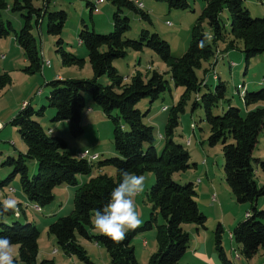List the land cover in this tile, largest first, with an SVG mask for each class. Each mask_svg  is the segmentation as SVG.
Wrapping results in <instances>:
<instances>
[{
  "label": "trees",
  "instance_id": "trees-1",
  "mask_svg": "<svg viewBox=\"0 0 264 264\" xmlns=\"http://www.w3.org/2000/svg\"><path fill=\"white\" fill-rule=\"evenodd\" d=\"M50 1L12 0L9 4L7 0H0V38L13 33L14 40L28 63L22 71L28 75L40 73L43 59L32 29L33 25L38 26L43 17L47 16V32L57 38L56 52L61 58V64L64 67L83 68L87 61L92 73L90 79H55L48 84L51 90L46 98L47 105L55 110L52 120L67 122L71 136H81V121L86 110L85 93H89L93 102L112 123L115 155L95 166L87 159L72 156L63 138L52 135L50 131L47 133L34 119L35 116H42L46 107L35 112L30 104H24L10 124L18 129L26 150L16 158L8 156L4 161L3 165L12 167L13 171L0 183V187L6 186L18 175L24 197L29 204L40 209L53 201L56 188L63 185L73 187L71 212L50 223L47 233L54 237L56 246L64 254L76 257L82 264L95 263L88 257L81 240L103 247L110 264H139L131 242L138 233L153 228L156 231L157 249L149 257L148 264H184L182 258L189 246V235L182 226L193 224L197 230H204L207 218L199 209L193 183L181 185L173 180L175 174L195 167V164L189 163L188 150L173 140L179 117L184 112L190 95L208 88L206 77L211 70L209 62L215 60L217 44L224 42L227 35L220 18L222 11L226 9L230 16L228 34L231 40L225 51L235 48L237 42H241L246 64L264 53V17L252 18L243 6V0H206L205 7L192 28L186 52L175 59L171 56L169 44L156 33L141 30L138 39L124 38L130 29L129 18L123 14L125 9L138 15L141 20L150 22L148 13L135 3L138 0H109L114 8L113 31L103 35L83 26L78 34V43L86 49L85 60L63 49L61 34L67 16L64 11L49 12ZM155 1H163L174 10L189 9L187 0ZM35 2H40L41 6L36 7ZM89 6L90 10H97L96 5ZM7 9L23 12V26L18 32L9 21L5 22L1 17L2 12ZM204 21L211 29L210 36L203 32ZM143 49L154 52L168 66L167 73L172 83L184 89L178 103L170 109L166 108L168 116L160 153L156 149L154 128L143 123L147 112L141 113L136 105L144 98L153 103L167 91L169 82L164 74L152 71L150 74L137 72L127 83L113 66V62L125 58L128 51ZM204 63H207L205 68ZM200 69H203L202 78L197 75ZM214 74L217 75L213 72ZM103 77L107 78L106 85L99 83ZM212 79L219 81L216 76H212ZM10 83L9 75L0 72V91ZM225 92V84L219 82L214 92L197 95L193 106H202L204 110V120L209 128L206 140L208 146L219 145L221 148L225 182L232 196L238 204L251 205L246 219L231 232V238L240 245L242 255L251 259L259 249L264 250V210L257 208L258 199L264 195V181L261 186L256 182L257 169L264 177V157H254L259 136L264 131V88L248 92L245 87V92L241 94L244 109L228 104L224 112L213 114V109L224 100ZM113 112L117 114L114 116ZM262 153L264 154V150ZM27 161H33L36 166V172L32 176L28 173ZM106 166L115 169V177L99 174L79 184V176H91L94 167L101 169ZM120 169L137 175L152 173L155 175V182L147 194L152 205L148 220L138 229L128 231L126 239L116 244L104 235L91 234L90 228L94 210L107 204L110 193L121 182L118 172ZM12 215L14 213L0 217ZM158 218L162 223L158 224ZM222 231L219 224L214 233L215 249L221 264H234L226 257L221 246ZM0 236L8 237L13 244L19 245L18 261L15 260V264H55L50 259L37 263L40 231L33 223L16 220L10 224L0 223Z\"/></svg>",
  "mask_w": 264,
  "mask_h": 264
},
{
  "label": "rangeland",
  "instance_id": "rangeland-1",
  "mask_svg": "<svg viewBox=\"0 0 264 264\" xmlns=\"http://www.w3.org/2000/svg\"><path fill=\"white\" fill-rule=\"evenodd\" d=\"M7 1L9 4L12 3V0ZM104 1V4L97 6L96 11L94 9L90 10L91 7L89 6V4L95 5L96 0L50 1L49 12L64 11L67 16L61 34L63 49L66 52L78 57H81V54L86 55V49L78 43V34L83 26H87L89 30H93L97 34L104 35L113 31L112 14L114 8L109 0ZM138 1L143 4V11L148 13L150 22L141 20L138 15L125 9L123 14L129 18L130 29L124 38L135 40L139 38L141 30H148L151 33L158 34L161 39L169 44L173 58H180L187 50L191 40L192 28L200 17L206 0H187L189 9L185 10L170 9L168 4L163 1ZM34 5L36 7L41 6L40 2H35ZM243 6L249 11L252 18L264 17V0H243ZM22 14L23 12H12L7 9L2 12L1 17L3 21H9L12 28L18 32L23 26ZM220 18L227 35L224 42H218L217 44L215 60L209 62L211 70L206 77L208 88H202L197 94L192 93L186 100L184 112L179 117V125L173 136V140L176 143L181 144L188 150L190 155L189 163L197 165L196 169L191 167L185 172L175 174L173 180L176 183L181 185L189 182L194 183L195 180H202L200 176L202 170L207 168L210 171L209 188L206 187L205 183L194 184L198 194L196 201L199 209L207 218L205 229L197 230V227L193 224L182 226L189 235V246L182 258V263L221 264L214 243V233L220 224L223 230L221 246L229 260L234 262V264H263V249H259L251 260L246 259L242 255L240 245L231 238L232 230L246 219V212H250L251 205L249 203L238 204L232 196L225 182L221 148L219 145L215 147L208 146L206 140L209 135V128L204 120V110L202 106L196 108L193 106L197 95L201 96L204 93L214 92L219 82H223L226 86L225 98L213 109V114H221L227 109L228 104L244 109L241 94L243 91L245 92V87L248 92H257L264 88V53L252 58L246 64L241 42H237L235 48L228 49L226 52L227 43L231 40V36L228 34L230 16L226 9L222 11ZM202 28L205 35H211V29L206 21L202 23ZM32 34L42 56L44 68L40 73L34 75H28L22 71L28 63L24 60L23 51L15 42L13 33L5 38H0V72L9 75L11 79L10 85L0 91V125L2 127L0 131V183L13 171L12 167L3 165L7 157L16 158L19 153L24 152L26 149L18 129L10 124L14 116L23 107V102L30 104L35 112L39 111L41 107H46L43 110V115L35 116L34 119L41 124L46 132L49 129L53 130L52 135L63 138L72 156L77 157L78 154L85 153L84 159H87L95 166L98 162L115 155L112 143V123L93 102L89 93H85L86 110L92 107L95 112L93 115L87 116L85 121L83 120L84 122L81 121L83 128L81 136H71L67 122H54L52 120L55 110L48 108L47 105L46 98L51 90L48 84L55 80L57 75H61L65 79H90L92 78V73L87 61L83 68L64 67L61 64V58L56 52L57 38L47 32V16L43 17L38 26L33 25ZM46 62L49 65L44 66ZM113 66L125 78L127 83L137 72L150 74L152 71L164 74L165 79L169 82L167 91L161 94L153 103H150L149 99L144 98L136 105V108L141 113L147 112L143 118V123L154 128L156 149L160 153L164 143L162 137L168 116V111L161 112V109L163 107L170 109L176 105L184 89L172 83L170 75L167 73L168 66L160 61L157 55L149 49L137 52L128 51L127 56L114 61ZM205 67H207V63L203 64V68ZM148 68L151 70H148ZM213 72L217 75H213ZM197 75L202 78L203 69L198 70ZM212 76H216L219 81H213ZM99 83L106 85L107 78H101ZM243 85L244 89L236 90V87H243ZM86 110L83 117L86 115ZM112 114L115 116L117 113L113 112ZM192 125L194 127L193 131L191 129ZM187 143L189 144L187 145ZM263 150L264 131L259 136V143L254 151V157L263 158ZM27 167L30 176L35 174L36 166L33 161H27ZM99 174L115 177V169L111 166L101 169L94 167L91 176H79L78 180L83 183ZM143 176L146 178L144 191L135 198L137 209L141 212L142 225L148 220L151 213L152 205L147 194L155 182L154 174L147 173ZM204 179L207 181L205 177ZM263 181V174L257 169L256 182L258 186H261ZM9 188H12L15 192H9ZM53 194L55 196L53 201L49 205L42 207L41 212H35L31 208L32 204H29L23 196L19 176H15L6 186L0 187V199L3 201L9 197L15 198L19 205V214H14L10 217H0V223L10 224L16 220L31 222L38 228L40 236L37 263L44 259H50L55 264H82L74 256L69 261L65 254L56 246L54 237L47 233V226L50 223L71 212L74 189L71 186L63 185L56 188ZM263 201L264 195L257 201L259 210H264ZM157 222L160 224L162 220L158 218ZM90 233L102 235L94 228L93 223ZM155 235L156 231L153 228L152 230L138 233L133 238L131 245L134 247L139 264H148L149 257L156 251ZM80 242L88 257L95 264H110L108 254L103 247L84 240ZM13 254L15 260L18 261V248L13 250ZM193 255H195L196 259L193 258ZM17 264L23 263L17 262Z\"/></svg>",
  "mask_w": 264,
  "mask_h": 264
},
{
  "label": "clouds",
  "instance_id": "clouds-1",
  "mask_svg": "<svg viewBox=\"0 0 264 264\" xmlns=\"http://www.w3.org/2000/svg\"><path fill=\"white\" fill-rule=\"evenodd\" d=\"M118 172L121 182L110 193L107 204L95 209L91 217L94 228L116 244L126 239L128 231H134L142 225L141 212L137 209L135 198L143 193L146 183L143 175L125 169ZM7 213L19 214L15 198L0 201V216ZM18 247L8 237L0 236V264H15L13 250Z\"/></svg>",
  "mask_w": 264,
  "mask_h": 264
},
{
  "label": "crops",
  "instance_id": "crops-1",
  "mask_svg": "<svg viewBox=\"0 0 264 264\" xmlns=\"http://www.w3.org/2000/svg\"><path fill=\"white\" fill-rule=\"evenodd\" d=\"M97 1V0H96ZM104 4V3H103ZM102 5V4H101ZM80 45V44H79ZM81 46V45H80ZM82 56L81 57H83L85 60H87V55H84V54H81ZM24 60H25V58H24ZM44 69V68H43ZM56 79H65V78H63V76H61V75H57L56 76ZM248 88V87H247ZM25 104V102H23V105ZM90 105H92L91 103H90ZM93 106V105H92ZM95 107V106H94ZM89 110V111H88ZM99 110V109H98ZM95 111L93 110V108L91 107V108H87V110H86V115L84 116V117H82V121L84 120L85 121V119L87 118V116H89V115H93V113H94ZM161 112H166V111H161ZM97 114V113H96ZM97 115H99V114H97ZM83 121V122H84ZM2 130V129H1ZM0 130V131H1ZM49 131L51 132V134L53 133V130H48L47 131V133H49ZM193 131V130H192ZM26 150V149H25ZM25 152V151H24ZM24 152H22V153H24ZM204 166L206 167V165L204 164ZM195 169L197 168V165L195 164V167H194ZM209 174H210V171L206 168L205 170H202L201 171V174H200V176H201V178H202V180L201 179H198L199 180V182H198V180H195L194 181V183H193V185L194 184H197V183H199V184H203V183H205V185H206V187L207 188H209V185H208V181L210 182V178H209ZM204 177L207 179V181H205V179H204ZM89 180V179H88ZM87 180V181H88ZM79 181V180H78ZM86 181V182H87ZM83 183H85V182H83ZM79 184H82V182H79ZM59 188V187H58ZM194 188H195V186H194ZM74 189V188H73ZM196 190V189H195ZM197 191V190H196ZM9 192H15V190H13L12 188L10 189L9 188ZM198 195V194H197ZM24 196V195H23ZM55 197V196H54ZM26 199V198H25ZM28 202V201H27ZM29 203V202H28ZM263 203H264V201H263ZM41 212V211H40ZM247 213V212H246ZM145 246V245H144ZM134 252H135V250H134ZM54 254H56V253H54ZM194 254H196V253H194ZM65 256H66V258L70 261V260H72V258H73V256H70V255H66L65 254ZM197 256H199L198 254H197ZM135 257H136V253H135ZM193 258H195L196 259V257H195V255H193ZM136 259H137V257H136ZM252 259V258H251ZM251 259H249V260H251ZM183 260V259H182ZM199 260H201L200 258H199ZM137 261H138V259H137ZM183 262H185V261H183ZM194 263V262H193ZM200 263H202V261H200ZM185 264H187V262H185Z\"/></svg>",
  "mask_w": 264,
  "mask_h": 264
},
{
  "label": "built area",
  "instance_id": "built-area-1",
  "mask_svg": "<svg viewBox=\"0 0 264 264\" xmlns=\"http://www.w3.org/2000/svg\"><path fill=\"white\" fill-rule=\"evenodd\" d=\"M137 1H135V3H136ZM95 5L96 6H98L99 5V2H98V0L96 1V3H95ZM46 65H49V63L48 62H46ZM243 89H244V85H243ZM89 111V110H88ZM161 111H166V107H163L162 109H161ZM1 125H0V130H1ZM191 129H193V125H192V128ZM83 153H81V154H78V157H85V153L82 155ZM214 200V199H213ZM32 210H34L35 212H40L41 211V209L38 207V206H36V205H32ZM246 216H247V214H246ZM53 253H55V252H53Z\"/></svg>",
  "mask_w": 264,
  "mask_h": 264
},
{
  "label": "bare ground",
  "instance_id": "bare-ground-1",
  "mask_svg": "<svg viewBox=\"0 0 264 264\" xmlns=\"http://www.w3.org/2000/svg\"><path fill=\"white\" fill-rule=\"evenodd\" d=\"M98 2H99V5H101L104 1L103 0H98ZM136 4L138 5V7H143L142 4L139 3V2H136ZM238 89L241 90L240 87H238ZM78 158H84V157H78Z\"/></svg>",
  "mask_w": 264,
  "mask_h": 264
}]
</instances>
